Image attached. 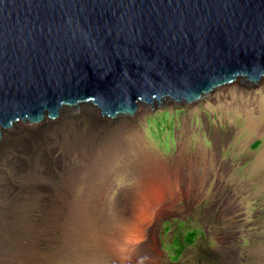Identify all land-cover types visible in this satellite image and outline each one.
Masks as SVG:
<instances>
[{"label":"rangeland","instance_id":"obj_1","mask_svg":"<svg viewBox=\"0 0 264 264\" xmlns=\"http://www.w3.org/2000/svg\"><path fill=\"white\" fill-rule=\"evenodd\" d=\"M75 105L63 109L84 104ZM85 105L103 123H64L61 192L46 177L52 188L38 190L0 160V264H264V76H239L195 103L140 101L114 118ZM15 222L19 243L8 233ZM191 231L177 258L174 239Z\"/></svg>","mask_w":264,"mask_h":264},{"label":"water","instance_id":"obj_2","mask_svg":"<svg viewBox=\"0 0 264 264\" xmlns=\"http://www.w3.org/2000/svg\"><path fill=\"white\" fill-rule=\"evenodd\" d=\"M239 76H264V0H0V142L63 105L114 118Z\"/></svg>","mask_w":264,"mask_h":264},{"label":"bare ground","instance_id":"obj_3","mask_svg":"<svg viewBox=\"0 0 264 264\" xmlns=\"http://www.w3.org/2000/svg\"><path fill=\"white\" fill-rule=\"evenodd\" d=\"M85 103L90 102L78 103V105H84H82L80 109H76L73 111L63 109L65 106L71 107V105H63L59 109V113L56 117H51L48 113H45L43 118L38 122L19 118L14 121L11 126L3 127V136L1 138L2 141L0 142V160L2 159L17 175L31 174L32 176L30 177L36 179L34 187L38 190L45 192L46 190H50L52 188L51 184L46 183L47 181L41 179V177H46L50 181L54 182V184H57L55 187V191L61 192V185L65 187L69 185V177H67L66 172L64 173L66 177L65 179L61 178L59 183H56L55 181L57 178L58 170H62V156H56L55 153L60 150V146L62 143L60 134L62 132L61 130L64 126V123L68 119L77 120L79 118H84L85 115L90 117L93 124L103 123L101 116L95 112L94 107H89V105H85ZM93 104L96 105L101 111V108L97 104ZM83 140L85 141L83 143L87 145L91 138L85 137ZM26 157H28L29 160L26 159ZM34 159L37 160L40 165V169L35 173H33L32 171L34 167L30 162ZM173 180V178L162 179L159 181L152 180L149 181L148 184L155 185L159 183V186L163 185L162 183L171 184L174 182ZM185 182L190 183V181H188L187 179H185ZM10 189H12L13 192L20 193L21 186L13 184L11 185ZM16 193H10L11 201L16 200ZM29 201L35 202L34 199H30ZM12 212L13 216H16L15 211ZM51 214L52 212L47 214L43 229V231L45 232L48 231L51 227L53 218V215ZM13 220H16L17 222L16 217H13ZM16 222L15 225L13 224L12 227L10 226V229H8V233L10 235V240L19 243V239L17 237V230L19 226L16 224Z\"/></svg>","mask_w":264,"mask_h":264},{"label":"trees","instance_id":"obj_4","mask_svg":"<svg viewBox=\"0 0 264 264\" xmlns=\"http://www.w3.org/2000/svg\"><path fill=\"white\" fill-rule=\"evenodd\" d=\"M196 234H197V232L196 231H191V232H189L185 237H184V242L183 241H181V239L179 238V236L178 237H176L175 239H174V242H175V244L177 245V258L178 257H180L181 256V254L183 253V249H184V247H185V243L186 244H192L193 243V241H194V239L196 238Z\"/></svg>","mask_w":264,"mask_h":264}]
</instances>
